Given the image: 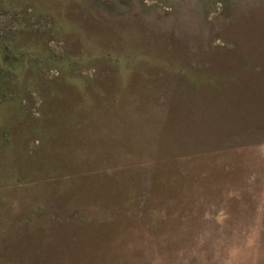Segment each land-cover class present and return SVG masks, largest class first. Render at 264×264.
<instances>
[{
	"label": "rangeland",
	"instance_id": "1",
	"mask_svg": "<svg viewBox=\"0 0 264 264\" xmlns=\"http://www.w3.org/2000/svg\"><path fill=\"white\" fill-rule=\"evenodd\" d=\"M0 264H264V0H0Z\"/></svg>",
	"mask_w": 264,
	"mask_h": 264
}]
</instances>
